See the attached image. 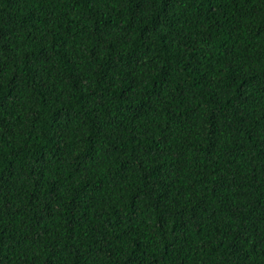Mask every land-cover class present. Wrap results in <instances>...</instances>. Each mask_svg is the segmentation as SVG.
<instances>
[{
	"label": "trees",
	"instance_id": "trees-1",
	"mask_svg": "<svg viewBox=\"0 0 264 264\" xmlns=\"http://www.w3.org/2000/svg\"><path fill=\"white\" fill-rule=\"evenodd\" d=\"M0 264H264V0H0Z\"/></svg>",
	"mask_w": 264,
	"mask_h": 264
}]
</instances>
